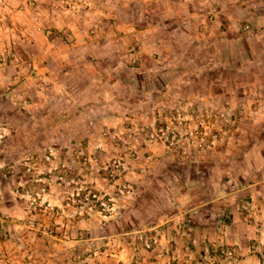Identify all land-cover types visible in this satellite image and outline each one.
I'll use <instances>...</instances> for the list:
<instances>
[{
  "label": "rangeland",
  "instance_id": "rangeland-1",
  "mask_svg": "<svg viewBox=\"0 0 264 264\" xmlns=\"http://www.w3.org/2000/svg\"><path fill=\"white\" fill-rule=\"evenodd\" d=\"M0 264H264V0H0Z\"/></svg>",
  "mask_w": 264,
  "mask_h": 264
},
{
  "label": "trees",
  "instance_id": "trees-1",
  "mask_svg": "<svg viewBox=\"0 0 264 264\" xmlns=\"http://www.w3.org/2000/svg\"><path fill=\"white\" fill-rule=\"evenodd\" d=\"M78 65V64H77ZM78 69V68H77ZM77 69H71V70H68L65 72V74H70V75H73V74H76L77 76H79L81 78V85L83 88L87 87V86H90V87H93L90 91L92 92V94H94L95 96H99L101 97V93L102 91L99 90V87H101V85L99 86H92L91 85V82H89L86 78H84L80 73H77ZM143 71H139V73H142ZM135 75H137L135 73ZM154 72H144L142 78V82H149L150 84L153 83L155 81V78H154ZM136 76L134 75H128L126 78H127V81H132L131 84L132 85H135L136 84V79H135ZM122 80V79H121ZM119 80L117 81H114L113 83L110 84V86H115L116 84H119L118 82ZM123 82H120V84H124V79L122 80ZM138 81V80H137ZM67 86L70 88L71 87V84L69 82H67ZM127 87H129L128 83H127ZM94 88H96V92H94ZM114 88V87H113ZM117 91V90H116ZM149 92V90H148ZM131 90L128 92V94H131ZM85 94V92L83 93V95ZM95 96H92V97H95ZM91 97V98H92ZM106 101V100H105ZM70 113H71V116L69 118L73 119V118H76L77 116H79L77 113V110L72 108L70 110H68Z\"/></svg>",
  "mask_w": 264,
  "mask_h": 264
},
{
  "label": "crops",
  "instance_id": "crops-1",
  "mask_svg": "<svg viewBox=\"0 0 264 264\" xmlns=\"http://www.w3.org/2000/svg\"><path fill=\"white\" fill-rule=\"evenodd\" d=\"M199 4V3H198ZM195 13V12H194ZM177 17V16H176ZM193 17H195L194 19H198V14H193ZM183 18V17H182ZM191 23H194V21H191ZM157 26V25H156Z\"/></svg>",
  "mask_w": 264,
  "mask_h": 264
}]
</instances>
